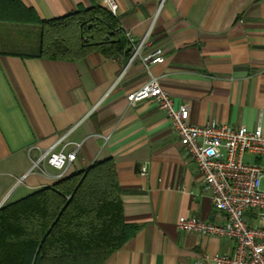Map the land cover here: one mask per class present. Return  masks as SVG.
<instances>
[{
	"label": "crops",
	"instance_id": "obj_1",
	"mask_svg": "<svg viewBox=\"0 0 264 264\" xmlns=\"http://www.w3.org/2000/svg\"><path fill=\"white\" fill-rule=\"evenodd\" d=\"M20 1L44 21L103 7L102 0ZM114 1L131 39L122 54L94 51L66 62L0 54V209L111 161L124 221L138 230L104 264H210L232 254L233 242L188 233L177 222L224 217L163 111L127 97L154 77L176 109L188 108L193 126L252 131L260 115L264 126V0ZM155 51L164 62L146 68L143 58ZM63 137L56 151L77 150L76 161L64 172L46 164L31 171Z\"/></svg>",
	"mask_w": 264,
	"mask_h": 264
},
{
	"label": "trees",
	"instance_id": "obj_2",
	"mask_svg": "<svg viewBox=\"0 0 264 264\" xmlns=\"http://www.w3.org/2000/svg\"><path fill=\"white\" fill-rule=\"evenodd\" d=\"M0 25L31 28L36 41L33 53L4 55L66 62L128 47L117 17L97 4L44 21L20 0H0ZM123 211L113 163L95 162L0 209V264H104L138 230Z\"/></svg>",
	"mask_w": 264,
	"mask_h": 264
},
{
	"label": "built area",
	"instance_id": "obj_3",
	"mask_svg": "<svg viewBox=\"0 0 264 264\" xmlns=\"http://www.w3.org/2000/svg\"><path fill=\"white\" fill-rule=\"evenodd\" d=\"M103 7L115 16L118 4L102 0ZM129 40L130 35H125ZM145 39L135 48L136 56ZM159 51L143 58L146 68L163 63ZM130 105L152 100L163 111L175 130L189 159L197 167L205 190L210 193L214 208L224 221L213 223L197 217H180L177 227L183 231L203 236L229 239L234 244L232 254L216 256L210 264H264V126L262 115L254 130L245 127L209 123L193 126L188 121V108L176 109L171 96L159 81L152 77L139 91L128 95ZM66 137L32 161L31 171L48 165L64 172L77 158V150L66 153L56 151ZM80 145H77L79 148ZM250 155L254 163H247ZM187 264V263H179Z\"/></svg>",
	"mask_w": 264,
	"mask_h": 264
},
{
	"label": "rangeland",
	"instance_id": "obj_4",
	"mask_svg": "<svg viewBox=\"0 0 264 264\" xmlns=\"http://www.w3.org/2000/svg\"><path fill=\"white\" fill-rule=\"evenodd\" d=\"M31 28H23L16 26H9L4 28L2 41H5L7 44L3 51L7 52H19V53H33L35 50L36 41L33 40V32ZM247 163H254L252 156L247 155L245 157Z\"/></svg>",
	"mask_w": 264,
	"mask_h": 264
}]
</instances>
